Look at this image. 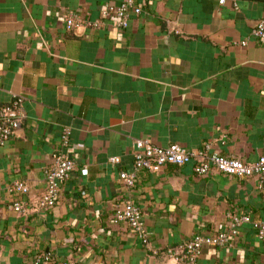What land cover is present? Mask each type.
I'll use <instances>...</instances> for the list:
<instances>
[{
  "label": "crops",
  "instance_id": "obj_1",
  "mask_svg": "<svg viewBox=\"0 0 264 264\" xmlns=\"http://www.w3.org/2000/svg\"><path fill=\"white\" fill-rule=\"evenodd\" d=\"M122 0H0V103L24 96L23 120L0 144V259L30 264H179L195 234L230 231L205 244L196 264H264V198L258 177L195 161L140 167L136 140L255 160L264 155V0H135L122 27L116 15L98 26L105 5ZM74 11L84 24L68 28ZM65 130L75 160L57 203L40 206L46 172ZM116 158V160H113ZM26 180V195L11 184ZM22 198L26 209L11 207ZM125 200L142 207L144 240L114 217ZM229 213L252 220L232 231Z\"/></svg>",
  "mask_w": 264,
  "mask_h": 264
},
{
  "label": "built area",
  "instance_id": "obj_2",
  "mask_svg": "<svg viewBox=\"0 0 264 264\" xmlns=\"http://www.w3.org/2000/svg\"><path fill=\"white\" fill-rule=\"evenodd\" d=\"M223 1V0H221ZM142 6L135 0H122L117 5H105L102 9V18L93 22L95 26L103 23L110 15L118 16L122 27L129 23L132 13L140 14ZM65 22L68 28L84 24L85 20L74 11L65 14ZM252 34L264 38V19H260L257 26L252 29ZM2 76L0 74V82ZM24 96L14 94L10 101L0 103V144L12 138L23 120ZM70 133L65 130L62 134L60 146L54 152L53 163L46 172V188L40 196V206L50 208L54 206L59 198L61 185L70 177L75 168V160L68 151ZM138 150L134 155V170L131 172L121 171L120 176L124 181L134 186L137 180V170L140 167L157 169L166 163L183 165L191 160L195 161V169L200 174H208L216 169L227 174L237 176L258 177V187L264 198V155L255 160H246L241 157L226 155L218 151H211L210 144L202 148H189L178 142L161 145L149 138H138L136 140ZM116 160V158H113ZM11 190L19 195L30 193L31 187L26 180L16 179L11 184ZM11 207L17 211L26 209V203L22 198L13 201ZM232 218V231L237 232V226L245 221L252 220L249 213H229ZM114 217L118 221L127 222L144 240L147 238V230L143 220L142 207L133 200H125L119 203L114 211ZM257 230L260 237L264 236V219L257 221ZM230 231L220 230L215 233H197L190 238L179 250V264H196L203 246L213 244L221 246L229 241ZM53 258L52 251H45L35 255L30 264H42ZM0 264H3L0 259ZM62 264H76L73 260H64Z\"/></svg>",
  "mask_w": 264,
  "mask_h": 264
}]
</instances>
